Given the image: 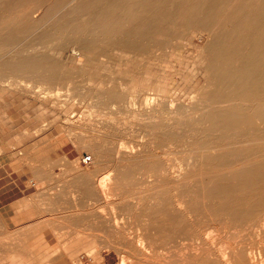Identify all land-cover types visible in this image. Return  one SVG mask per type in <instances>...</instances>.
<instances>
[{
  "label": "rangeland",
  "instance_id": "374dc122",
  "mask_svg": "<svg viewBox=\"0 0 264 264\" xmlns=\"http://www.w3.org/2000/svg\"><path fill=\"white\" fill-rule=\"evenodd\" d=\"M31 1L0 0V164L22 166V179L34 183L31 199L17 209L24 213L18 226L0 215V264H231L225 258L245 246L260 262L264 189L254 188H264V117L253 113L263 104L203 96L208 36L174 22L158 23L148 37L126 28L106 32L99 15L112 0ZM249 1L264 7V0ZM143 2L131 4L143 10ZM22 64L33 68L14 71ZM213 145L217 156L207 152ZM102 177L110 192H84L83 183ZM251 184L252 192L245 190Z\"/></svg>",
  "mask_w": 264,
  "mask_h": 264
},
{
  "label": "bare ground",
  "instance_id": "6f19581e",
  "mask_svg": "<svg viewBox=\"0 0 264 264\" xmlns=\"http://www.w3.org/2000/svg\"><path fill=\"white\" fill-rule=\"evenodd\" d=\"M31 1V0H30ZM132 1L134 2V0H112L111 3L109 4V8H106V10H104L103 12H101V14L99 15V19L101 21L100 26L101 28H103V30H105L107 32L108 31H116L118 32L121 28H126L128 30H132L133 32H137L140 33L142 35H144L145 37H148L149 35H153V33L158 30V23H171L174 22L175 24L177 23H184V24H188L189 26H193L195 27L197 30H200L201 33L205 34L208 36L209 41L207 42L206 45V50L208 52V56H207V65H206V69H205V85L206 88L209 90L208 93H204L203 96H206L207 99L211 100L212 102H217V103H223V102H230V101H235V100H241L242 102H256L259 105H264V7L259 6V5H252L251 2L249 0H238L236 3H231V0H177V2H175L174 0H163V4L160 5L161 7L157 8V9H153L152 7H150L154 1L156 0H143L144 2L141 3L139 6H141L142 4H145L147 6H143V10H141L140 8H137L138 6H135L132 3ZM140 1V0H139ZM19 2V1H18ZM32 2V1H31ZM137 2V0H136ZM21 3V2H20ZM105 3V2H104ZM140 3V2H139ZM99 4V3H98ZM136 4V3H135ZM173 4V5H172ZM137 5V4H136ZM154 5V4H153ZM171 5V6H168ZM94 6V5H93ZM101 6V5H100ZM168 6V7H167ZM105 7V6H104ZM134 7V8H133ZM156 7V6H154ZM152 8V9H151ZM93 9V8H92ZM95 14V13H94ZM146 15V16H144ZM89 17V16H88ZM178 26V25H177ZM183 26V25H182ZM181 26V27H182ZM106 28V29H105ZM164 29V28H163ZM165 30V29H164ZM102 31V29H101ZM166 32V31H165ZM109 33V32H108ZM157 33V32H156ZM155 33V34H156ZM202 34V35H203ZM138 35V34H137ZM139 36V35H138ZM116 44V43H115ZM120 45V44H119ZM128 50L133 51L134 48H136V41H132L128 43ZM121 46V45H120ZM118 47V46H117ZM90 48V47H89ZM139 49V48H138ZM120 50V49H119ZM143 50V49H142ZM205 50V49H204ZM91 51V50H90ZM95 51V50H94ZM92 51V52H94ZM126 51V50H125ZM130 51V52H131ZM141 51V50H140ZM145 53V52H144ZM15 60V59H14ZM35 60V59H34ZM23 61V60H22ZM20 61V62H22ZM29 61V60H28ZM32 61V60H31ZM47 62V61H46ZM13 63V62H12ZM32 63V62H31ZM33 63H35L33 61ZM18 64V63H17ZM21 64V63H20ZM39 64V63H38ZM33 65V64H32ZM31 64L28 66H24L22 64V66L20 65H14L13 69L14 71H18L21 69L24 70H31L33 68ZM41 67V66H40ZM44 67V65H43ZM34 71V70H33ZM26 71H24L25 73ZM203 88V87H202ZM205 89V87L203 88ZM204 91V90H203ZM206 91V90H205ZM202 92V91H201ZM201 92L198 93L200 94ZM198 94V95H199ZM201 96V95H200ZM202 96V97H203ZM199 97V96H198ZM205 98V99H206ZM204 99V98H202ZM244 102V103H245ZM162 103V102H161ZM211 103V102H210ZM148 104V103H147ZM163 104V103H162ZM165 104V103H164ZM166 105V104H165ZM261 106L262 108L259 110V112H257L254 114L253 116H257L258 115L262 116V118L264 117V106ZM195 106V105H194ZM207 106V105H206ZM210 106V104H209ZM155 107V106H154ZM163 107V106H162ZM165 109H167L166 107H163ZM201 109V108H199ZM149 110V109H148ZM151 110V109H150ZM163 110V109H162ZM223 110V109H222ZM170 113H172L171 111H169ZM168 112V113H169ZM229 112V111H228ZM235 112V110H234ZM240 112H242V110H240ZM175 113V112H174ZM224 113V112H223ZM231 115V111L229 112ZM236 113V112H235ZM243 113V112H242ZM246 113V112H245ZM248 113V112H247ZM239 114V113H238ZM217 115V114H216ZM220 115V114H219ZM235 115V114H234ZM203 116V115H202ZM212 116V115H211ZM226 116V115H225ZM243 116V115H242ZM214 117V116H213ZM216 117V116H215ZM235 117V116H234ZM240 117V116H239ZM204 118V117H203ZM241 118V117H240ZM261 118V119H262ZM118 119V118H117ZM205 119V118H204ZM264 119V118H263ZM262 119V120H263ZM115 120V119H114ZM120 120V119H119ZM219 120V119H218ZM225 120V119H224ZM235 120V119H234ZM242 120V119H241ZM201 121V120H199ZM207 121V120H206ZM222 121V118H221ZM244 121V120H243ZM208 122V121H207ZM225 122V121H224ZM260 122V121H259ZM262 122V121H261ZM203 123V120H202ZM211 123V122H210ZM235 123V122H234ZM208 124V123H207ZM214 124V123H212ZM219 124V123H217ZM216 124V125H217ZM117 125V124H116ZM120 125V124H119ZM161 125V124H160ZM209 125V124H208ZM207 125V126H208ZM215 125V124H214ZM213 125V126H214ZM237 125V124H236ZM264 125V124H263ZM152 126V125H151ZM203 126H205L203 124ZM210 126V127H213ZM160 129L159 126H156ZM208 127V128H210ZM227 127V126H226ZM225 127V128H226ZM255 127V126H254ZM224 127L222 126V129ZM249 128V127H248ZM264 128V127H263ZM178 129V128H177ZM195 128H193L194 130ZM198 129V128H197ZM256 129V128H255ZM181 130V129H180ZM228 130V129H227ZM226 130V132H227ZM235 130V129H234ZM258 130V129H257ZM157 131V130H156ZM163 131V130H162ZM197 131V130H196ZM195 131V132H196ZM236 131V130H235ZM180 132V131H179ZM225 133V131H223ZM231 132V131H229ZM238 132V131H236ZM184 133V132H183ZM240 133V132H239ZM250 133V132H249ZM253 133V130H252ZM255 133V132H254ZM248 134V133H247ZM246 134V136H247ZM257 134V132L255 133ZM264 134V133H263ZM250 135V134H249ZM248 135V136H249ZM253 135V134H252ZM260 137H262V135H259ZM158 137V136H157ZM188 137V135H187ZM197 137V136H196ZM211 137V136H210ZM255 137V136H254ZM264 137V136H263ZM162 138V137H161ZM190 137H188L189 139ZM224 138V137H223ZM107 139V138H106ZM179 139V138H178ZM194 139V138H193ZM211 139V138H210ZM222 139V138H221ZM220 139V140H221ZM191 140V139H189ZM212 140V139H211ZM210 140V142H211ZM214 140V139H213ZM223 140V139H222ZM197 141V139H196ZM215 141V140H214ZM230 141V140H229ZM188 142V141H187ZM202 142V141H201ZM213 142V141H212ZM221 142V141H220ZM258 142V141H257ZM106 143V142H105ZM190 143V142H189ZM192 143V142H191ZM197 144V142H194ZM240 143V142H239ZM253 143V142H252ZM205 144V143H204ZM202 144V145H204ZM194 145V144H193ZM199 145V144H198ZM182 146V145H181ZM186 146V145H185ZM195 148L197 145H194ZM205 146V145H204ZM203 146V147H204ZM191 147V145L189 146ZM199 147V146H198ZM201 147V146H200ZM202 147V148H203ZM133 148H136L137 150V145L136 147L134 146ZM155 148V147H154ZM185 148V147H184ZM213 149V153H215V146H209L207 152L210 153V150ZM215 149V150H214ZM263 149V148H262ZM139 150V149H138ZM137 150V151H138ZM201 150V148H200ZM147 151V150H146ZM203 151V150H202ZM201 151V152H202ZM212 151V150H211ZM217 151V150H216ZM244 151L247 152V149H244ZM122 152V151H121ZM127 152V151H126ZM142 152V151H138L137 153ZM191 152V150H190ZM204 153L206 151H203ZM201 154H204V153ZM245 152V153H246ZM136 153V154H137ZM186 153V152H185ZM212 153V152H211ZM255 153V152H254ZM259 153V152H258ZM129 154V153H127ZM126 154V155H127ZM188 154V153H187ZM193 156H196L197 154L194 155V152L192 151ZM200 154V153H199ZM208 154V153H205ZM220 154V153H219ZM218 154V156H219ZM231 154V153H230ZM234 154V153H232ZM237 154V152L235 153ZM247 154V153H246ZM263 154V153H262ZM125 155V154H123ZM191 155V154H190ZM210 156H213L211 154H208ZM208 155H204V156H208ZM120 156V154H119ZM130 156V155H129ZM198 156V155H197ZM196 156V157H197ZM202 156V155H201ZM200 156V157H201ZM215 156L216 153H215ZM236 155H234L235 157ZM244 156V155H242ZM264 157V155H262ZM124 157V156H123ZM127 157V156H126ZM224 157V156H223ZM245 157V156H244ZM251 157V156H250ZM260 157V156H259ZM262 157V158H263ZM194 158V157H193ZM219 158V157H218ZM221 158V156H220ZM239 158V155H238ZM243 158V157H242ZM132 159V158H131ZM150 159V158H149ZM251 159V158H250ZM135 160V159H134ZM133 160V161H134ZM147 160V159H146ZM188 160V159H186ZM191 160V159H190ZM196 160V159H195ZM199 160V159H198ZM201 160V159H200ZM199 160V161H200ZM204 160V159H203ZM202 160V161H203ZM217 160V158H216ZM219 160V159H218ZM249 160V159H248ZM264 160V159H263ZM197 161V160H196ZM240 161V160H239ZM208 161L206 160V163ZM212 162V161H211ZM221 162V161H220ZM234 162V161H233ZM248 162V161H247ZM258 162V161H257ZM256 162V164H257ZM264 162V161H263ZM170 163V162H169ZM209 163V162H208ZM223 163V162H222ZM242 163V162H241ZM252 163V161H251ZM262 163V162H261ZM199 164V163H198ZM212 164V163H210ZM214 164V163H213ZM259 164V163H258ZM208 165V164H207ZM223 165V164H222ZM241 165V164H240ZM253 165V164H252ZM260 165V164H259ZM206 166V165H205ZM214 166V165H213ZM213 166H210L213 167ZM242 166V165H241ZM249 166V165H248ZM251 166V165H250ZM261 166V165H260ZM224 168V167H223ZM222 168V169H223ZM235 168V166H234ZM245 168V167H244ZM252 168V167H251ZM250 168V169H251ZM262 168V167H261ZM151 169V168H150ZM212 169V168H211ZM242 169V168H241ZM240 169V170H241ZM259 169V168H258ZM170 170V169H168ZM228 170V169H227ZM237 170V169H236ZM245 170V169H243ZM162 171V170H161ZM232 171V169L230 170ZM242 171V170H241ZM252 171V169H251ZM258 171V170H257ZM202 172V170H201ZM206 172V171H205ZM212 172V171H211ZM245 172V171H243ZM260 172V171H259ZM167 173V172H166ZM199 173V172H198ZM208 173V171L206 172ZM168 174V173H167ZM183 174V173H182ZM190 174V173H189ZM231 175V173H229ZM259 174V173H256ZM256 174H253L254 177H256ZM174 175V174H173ZM176 175V174H175ZM179 175V174H177ZM185 175H188L185 174ZM237 175H239V173H237ZM190 176V175H189ZM251 176V175H250ZM173 177V176H172ZM183 177V176H182ZM217 177V176H216ZM215 177V178H216ZM245 177V176H244ZM250 178V177H249ZM240 179V178H239ZM257 179V177H256ZM230 180V179H228ZM245 180V179H244ZM264 180V179H263ZM199 181V180H198ZM203 181V180H202ZM216 181V180H215ZM221 181V180H220ZM219 181V182H220ZM231 181V180H230ZM237 181V180H236ZM257 181V180H256ZM205 182V181H204ZM208 182V181H207ZM218 182V181H216ZM214 183V181H213ZM211 182V184H213ZM221 183V182H220ZM237 183V182H236ZM235 183V184H236ZM244 183V182H242ZM246 183V181H245ZM263 183V182H262ZM83 190L84 192L90 193V194H104L106 195L108 191V177H102L101 179L98 180V183H94L93 181H86ZM176 184V183H175ZM180 184V182H179ZM177 184V185H179ZM210 183H208L209 185ZM216 184V183H215ZM226 184V183H225ZM234 184V183H232ZM261 184V183H260ZM172 185V183H171ZM182 185V184H180ZM179 187H184V186H180ZM241 185V183H240ZM243 185V184H242ZM254 185V184H253ZM253 185H247L245 190H251L253 187ZM258 185V184H257ZM220 185H217V187ZM222 186H224L222 184ZM230 186V184H229ZM228 186V187H229ZM236 186V185H235ZM234 186V187H235ZM237 186H239V184H237ZM244 186V185H243ZM262 186V185H261ZM261 186H256L254 188V190H257L258 188L261 190H263L264 188ZM192 187V186H191ZM252 187V188H251ZM167 187H165L166 189ZM177 188V187H175ZM179 188V189H180ZM187 188V187H186ZM189 188V187H188ZM233 188V187H232ZM164 189V190H165ZM168 189V188H167ZM182 189V188H181ZM215 189V188H214ZM230 189V188H229ZM259 189L257 191H259ZM216 190V189H215ZM237 190V189H236ZM253 190V189H252ZM252 190L250 192H252ZM189 191V190H187ZM225 191V190H224ZM228 191V190H227ZM226 191V192H227ZM233 191V190H231ZM240 191V190H239ZM264 191V190H263ZM83 192V194H84ZM160 192V191H159ZM165 192V191H164ZM199 192V191H198ZM242 192V191H241ZM249 192V193H250ZM262 192V191H261ZM260 192V193H261ZM161 193V192H160ZM196 193V192H194ZM209 193V192H208ZM254 193H256L254 191ZM264 193V192H263ZM82 194V193H81ZM110 194V193H109ZM154 194V193H153ZM156 194V193H155ZM159 193H157L158 195ZM167 194V193H166ZM178 194V193H177ZM189 194V193H187ZM211 193H209L210 195ZM216 194V193H215ZM213 194V198L214 195ZM228 193H226L227 196ZM242 194V193H241ZM245 194V193H244ZM253 194V193H252ZM259 194V193H258ZM256 194V195H258ZM111 195V194H110ZM156 195V196H157ZM179 195V194H178ZM177 195V196H178ZM190 195V194H189ZM188 195V197H189ZM191 195L193 196V194L191 193ZM196 195V194H195ZM202 194H198V196H201ZM206 195V193H205ZM219 195V194H218ZM232 195V194H231ZM236 195L237 192H236ZM255 195V194H254ZM255 195V196H256ZM152 196V195H151ZM153 195V197H156ZM160 196V195H159ZM176 196V195H175ZM197 196V195H196ZM208 196V194H207ZM211 196V195H210ZM220 196V195H219ZM223 196V195H222ZM230 196V195H228ZM240 196V195H239ZM248 196V195H246ZM254 196V197H255ZM83 197V196H82ZM86 197V196H85ZM92 197V196H91ZM152 197V198H153ZM166 197V196H165ZM187 197V195H186ZM194 197V196H193ZM203 196H201L202 199ZM224 197V196H223ZM237 197V196H236ZM251 197V196H250ZM161 198V197H160ZM183 198V197H182ZM195 198V197H194ZM192 202H197L194 201ZM197 198V197H196ZM216 199L220 198V197H215ZM228 198V197H227ZM231 198V197H230ZM240 198V197H239ZM246 198V197H245ZM249 198V196H248ZM252 198V197H251ZM257 198V197H256ZM158 199V198H157ZM166 199V198H165ZM164 199V200H165ZM181 199V198H180ZM186 199L185 196L182 200ZM210 199V197H209ZM226 199V198H225ZM238 199V198H237ZM247 199V198H246ZM255 199V198H254ZM261 198H259L260 200ZM151 200V199H150ZM156 200V199H155ZM161 201V199H159ZM158 200V201H159ZM163 200V197H162ZM170 200V199H169ZM168 200V201H169ZM179 200V198H178ZM204 200V199H203ZM213 200V199H212ZM222 200V199H221ZM224 200V198H223ZM229 200V199H228ZM245 200V199H244ZM171 201V200H170ZM181 201V200H179ZM188 201V200H186ZM185 201V202H186ZM214 201V200H213ZM227 201V199H226ZM234 201V200H233ZM237 201V200H236ZM251 201V200H250ZM254 201V200H253ZM152 202V201H151ZM156 202V201H155ZM190 202V203H192ZM200 202V200H199ZM224 202V201H223ZM245 202V201H244ZM247 202V201H246ZM171 203V202H170ZM179 203V202H177ZM189 204V202H186ZM198 203V202H197ZM204 203V202H203ZM207 203V202H206ZM205 203V204H206ZM214 203V202H213ZM222 203V202H219ZM231 203V202H230ZM236 203V202H235ZM240 203V202H239ZM238 203V204H239ZM243 203V202H242ZM253 203H257V202H252ZM172 204V203H171ZM170 204V205H171ZM182 204V203H180ZM194 204V203H192ZM191 204V205H192ZM196 204V203H195ZM210 204V203H209ZM237 204V203H236ZM249 205V203H247ZM251 204V203H250ZM158 204H156L157 207ZM162 205V203H161ZM203 205V204H202ZM217 205V204H215ZM220 205V204H219ZM226 205V204H225ZM224 205V206H225ZM233 205V204H232ZM231 205V206H232ZM242 205V204H241ZM246 205V204H244ZM260 205V204H259ZM104 206V205H103ZM106 206V205H105ZM177 206V204H176ZM179 206V205H178ZM190 206V205H189ZM196 206V205H195ZM222 206V207H224ZM227 206V205H226ZM251 206V205H250ZM160 207V205L158 206ZM165 207V206H164ZM180 207V206H179ZM205 207V206H203ZM202 207V208H203ZM213 207V206H212ZM211 207V209H212ZM219 207V206H218ZM234 207V206H233ZM239 207V206H236ZM235 207V208H236ZM246 207V206H243ZM181 208V207H180ZM209 208V207H208ZM207 208V210H208ZM217 208V207H216ZM234 208V209H235ZM242 208V207H241ZM247 208V207H246ZM264 207L260 208L263 209ZM156 209V208H155ZM154 209V210H155ZM158 209V208H157ZM190 209H193L192 207ZM206 209V208H204ZM223 208H220L217 210H221ZM228 209V208H227ZM238 209V208H237ZM248 209V208H247ZM256 209V210H257ZM196 210V209H195ZM230 210H232L230 208ZM241 210V209H240ZM243 210V209H242ZM246 210V209H245ZM252 210V209H251ZM148 211V210H147ZM157 211V210H155ZM160 211V209H159ZM168 210L166 209V212ZM171 211V210H170ZM188 211V210H187ZM200 211V210H199ZM214 211V209H213ZM223 211V210H221ZM225 211V209H224ZM228 211V210H227ZM239 211V210H237ZM248 211V210H247ZM254 211V209L252 210V212ZM263 211V210H262ZM182 212V211H181ZM191 212V210H190ZM188 212V213H190ZM212 212V211H210ZM234 212V210H233ZM236 212V211H235ZM242 212V211H241ZM261 212V211H260ZM259 212V214H260ZM156 213V212H155ZM154 213V214H155ZM158 213V212H157ZM187 213V214H188ZM209 213V212H208ZM215 213V212H214ZM225 213V212H223ZM167 214V213H166ZM186 214V215H187ZM197 214V213H195ZM236 213H234L233 216H235ZM244 214V213H243ZM248 214V213H247ZM246 214V215H247ZM258 214V213H257ZM256 214V215H257ZM171 215V214H169ZM210 215V214H209ZM211 215H214L211 213ZM210 215V216H211ZM216 215V214H215ZM229 215V213H228ZM227 215V216H228ZM173 216V214H172ZM190 216V215H189ZM226 216V215H225ZM230 216V215H229ZM228 216V217H229ZM244 216V215H243ZM106 217V216H105ZM169 217V216H168ZM171 217V216H170ZM201 217V216H200ZM248 217V216H246ZM246 217H244V221L247 220L245 219ZM258 217V216H257ZM167 218V217H166ZM220 218V217H219ZM222 218V217H221ZM224 218V217H223ZM226 218V217H225ZM232 218V217H231ZM243 218V217H242ZM158 219V217H157ZM197 219H202V218H198ZM195 219V220H197ZM227 219V218H226ZM230 219V218H229ZM253 219V218H251ZM163 220V219H160ZM223 220V219H222ZM243 220V219H241ZM257 220V219H256ZM259 220V219H258ZM96 221V220H95ZM159 221V219H158ZM168 221V220H167ZM170 221V220H169ZM188 221V220H187ZM186 221V222H187ZM198 221V220H197ZM254 221V219L252 220ZM163 222H165V220H163ZM171 222H173V220H171ZM175 222V221H174ZM186 222H184L186 224ZM202 223V221H200ZM213 223V221H211ZM225 222V221H224ZM92 223V222H91ZM159 223V222H158ZM161 223V221H160ZM170 223V222H169ZM234 223V221H233ZM256 224V221L254 222ZM101 224V223H100ZM152 224V223H151ZM154 224V223H153ZM172 224V223H171ZM197 224V223H196ZM209 224V223H208ZM238 224V222L236 223ZM251 224V222H250ZM249 224V225H250ZM253 224V223H252ZM259 224V222L257 223V225ZM173 225V224H172ZM202 225V224H201ZM232 225V224H231ZM264 225V224H263ZM118 226V225H117ZM236 226V225H235ZM255 226V225H254ZM156 227V226H154ZM238 227V226H236ZM256 227V226H255ZM180 228V227H179ZM200 228V227H199ZM245 228V227H243ZM155 229V228H154ZM226 229V228H225ZM250 229V228H249ZM157 230V229H156ZM178 230V229H177ZM206 230V229H205ZM209 232V228L207 229ZM211 230V229H210ZM218 230V229H217ZM229 230V229H228ZM233 230V229H232ZM263 230V229H262ZM164 231V230H163ZM184 231V230H182ZM148 232V231H146ZM154 232V231H153ZM166 232V231H165ZM187 232V231H186ZM200 232V231H199ZM238 232V231H237ZM257 232V231H256ZM255 232V233H256ZM177 233V231H176ZM201 233V232H200ZM204 233V231H203ZM211 233V232H209ZM213 233V230H212ZM215 233V232H214ZM229 233V232H228ZM227 233V234H228ZM233 233V232H232ZM260 233V232H259ZM257 232V234H259ZM263 233V231L261 232ZM260 233V235H261ZM160 234V233H159ZM177 235V234H176ZM184 235V234H183ZM186 235V234H185ZM208 236V234H206ZM242 235V234H240ZM256 235V234H255ZM259 235V236H260ZM140 236V235H139ZM154 236V235H153ZM159 236V235H158ZM162 236V234H161ZM159 236V237H161ZM168 237V235L166 234L165 237ZM206 236V237H207ZM215 236V235H214ZM213 236V237H214ZM217 236V235H216ZM220 236V235H219ZM155 237V236H154ZM164 237V236H163ZM164 237V238H165ZM189 237V235H188ZM205 237V236H204ZM222 237V236H220ZM235 237V236H234ZM237 237V236H236ZM133 238V237H131ZM141 238V237H140ZM150 238V237H149ZM157 238V237H156ZM162 238V237H161ZM175 238V237H174ZM173 238V239H174ZM184 238V237H183ZM182 238V239H183ZM193 238V237H192ZM215 238V237H214ZM218 238V237H217ZM163 239V238H162ZM168 239V238H167ZM212 239V238H211ZM220 239V238H219ZM234 239V238H233ZM236 239V238H235ZM240 239V238H238ZM264 239V238H263ZM134 240V238H133ZM154 240V239H153ZM165 240V239H164ZM210 240V239H209ZM215 240V239H214ZM217 240V239H216ZM222 240V238H221ZM241 240V239H240ZM141 241V240H140ZM147 241V240H146ZM218 241V240H217ZM220 241V240H219ZM225 241V240H224ZM227 241V240H226ZM234 241V240H233ZM142 242V241H141ZM167 242V241H166ZM211 242H213L211 240ZM238 242V241H237ZM264 242V241H263ZM163 243V242H161ZM183 243V242H182ZM234 243V242H233ZM253 243V240L252 242ZM133 244V243H132ZM135 244V243H134ZM139 244V243H138ZM143 244V243H142ZM145 244V243H144ZM149 244V243H148ZM184 244V243H183ZM198 244V243H197ZM217 244V242H216ZM220 244V243H219ZM236 244V243H235ZM244 244V243H243ZM150 245V244H149ZM188 245V244H187ZM199 245V244H198ZM218 245V244H217ZM225 245V244H224ZM242 245V244H241ZM138 246V245H137ZM165 246V245H164ZM176 246V245H175ZM190 246V245H189ZM197 246V245H196ZM201 247V245H199ZM198 246V249H199ZM220 246V245H219ZM238 246V245H237ZM260 246V245H259ZM161 247V246H160ZM159 247V248H160ZM178 247V246H177ZM240 247V246H239ZM243 247V246H241ZM248 247V246H247ZM263 247V246H262ZM135 248V247H134ZM139 248V247H138ZM176 248V247H175ZM174 248V249H175ZM191 248L193 249V247L191 246ZM189 248V249H191ZM223 248V247H222ZM237 248V247H236ZM124 249V248H123ZM203 249V248H202ZM219 249V248H218ZM227 250L229 248H226ZM239 249V248H238ZM245 249H250V248H246ZM245 249H240L239 252L238 250L236 251V253H230L228 255V252L223 255L226 257V255H228V257H226L225 259H229L231 260V264H259L262 260H264V258H262L260 260V262L256 261L257 259L254 257H251L250 253H248ZM252 249V248H251ZM260 249V248H258ZM122 250V249H121ZM145 250V249H144ZM166 250V249H165ZM176 250V249H175ZM187 250V249H186ZM197 250V249H196ZM230 250V249H229ZM235 250V249H234ZM233 250V251H234ZM124 251V250H123ZM161 251V250H160ZM164 251V250H163ZM170 251V250H169ZM181 250L179 249L178 252H180ZM183 251V250H182ZM188 251V250H187ZM193 251V250H192ZM198 251V250H197ZM203 251V250H202ZM231 251V252H233ZM255 251V250H254ZM257 251V250H256ZM255 251V252H256ZM260 253L261 251L258 250ZM257 251V252H258ZM263 251V250H262ZM130 252V251H129ZM133 252V251H132ZM165 252V251H164ZM174 251H172L173 254ZM184 252V251H183ZM182 252V253H183ZM196 252V251H195ZM199 252V251H198ZM224 252V251H223ZM235 252V251H234ZM251 252V251H249ZM256 252V254H257ZM170 253V252H169ZM181 253V252H180ZM186 253V252H185ZM197 253V252H196ZM203 253V252H202ZM201 253V254H202ZM208 253V252H207ZM217 253V252H216ZM155 254V253H154ZM204 254V253H203ZM255 254V253H254ZM253 254V256H254ZM259 254V253H258ZM257 254V255H258ZM178 255V253H177ZM185 255H188L185 254ZM200 255V254H199ZM124 256V255H123ZM166 256V255H163ZM168 256V255H167ZM181 256V254H180ZM197 256V255H196ZM210 256V255H209ZM259 256V255H258ZM147 257V256H146ZM171 257V256H169ZM175 257V255H174ZM177 258L179 257L176 256ZM198 257V256H197ZM201 257V256H200ZM261 257V256H259ZM264 257V256H263ZM129 258V257H128ZM127 258V259H128ZM133 258V257H130ZM137 257L135 256L134 259H136ZM156 258H158L156 256ZM172 258V257H171ZM183 258L186 260L187 262V258L186 256ZM195 258V257H194ZM204 258V256H203ZM211 258V257H210ZM208 257V259H210ZM213 258V257H212ZM147 259V258H146ZM144 259V260H146ZM154 259V258H153ZM167 260L169 258H166ZM166 259L165 262H166ZM193 259V258H192ZM196 259V258H195ZM206 259V258H205ZM204 259V260H205ZM141 260V259H140ZM150 260V259H149ZM173 260V258H172ZM171 260V261H172ZM190 260V259H189ZM214 260V259H213ZM126 261V260H125ZM147 261V260H146ZM143 261V262H146ZM157 261V260H156ZM155 261V262H156ZM169 261V260H168ZM174 261V260H173ZM177 261H179L177 259ZM182 261V259L180 260V262ZM202 261V260H201ZM209 262V260H207ZM132 262V259H131ZM151 262V260H150ZM160 262V261H159ZM163 262V261H161ZM180 262H177L178 264H181ZM197 262V261H196ZM204 262V261H203ZM206 262V261H205ZM130 263V262H129ZM133 263V262H132ZM153 263V262H152ZM169 263V262H166ZM172 263V262H171ZM176 263V262H175ZM174 263V264H175ZM182 263H184V261H182ZM199 263V262H198ZM215 263V262H214ZM263 263V262H261ZM157 264V263H155ZM162 264V263H161ZM170 264V263H169ZM201 264V263H200ZM209 264V263H208ZM216 264V263H215Z\"/></svg>",
  "mask_w": 264,
  "mask_h": 264
},
{
  "label": "crops",
  "instance_id": "0c3cea01",
  "mask_svg": "<svg viewBox=\"0 0 264 264\" xmlns=\"http://www.w3.org/2000/svg\"><path fill=\"white\" fill-rule=\"evenodd\" d=\"M22 168L16 164H0V215L6 225L8 221L13 222L15 226L22 222L24 213L17 212V209L26 205L34 194V183L31 179H22L25 175Z\"/></svg>",
  "mask_w": 264,
  "mask_h": 264
},
{
  "label": "built area",
  "instance_id": "2783aa9c",
  "mask_svg": "<svg viewBox=\"0 0 264 264\" xmlns=\"http://www.w3.org/2000/svg\"><path fill=\"white\" fill-rule=\"evenodd\" d=\"M82 162H83L84 164H89V163L92 162V157H91L90 155L83 156V158H82Z\"/></svg>",
  "mask_w": 264,
  "mask_h": 264
}]
</instances>
